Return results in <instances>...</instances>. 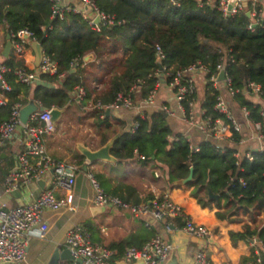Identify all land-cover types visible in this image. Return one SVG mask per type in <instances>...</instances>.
<instances>
[{"label":"trees","instance_id":"obj_1","mask_svg":"<svg viewBox=\"0 0 264 264\" xmlns=\"http://www.w3.org/2000/svg\"><path fill=\"white\" fill-rule=\"evenodd\" d=\"M205 1L180 0L178 5H173L169 0H94L100 11L116 20L115 25L101 26L97 32L79 14L66 13L63 19L52 18V0H0V25L10 35V41L18 30L27 29L33 33L35 41L41 43L43 52L56 63L54 74H39L40 80L53 87L35 83L25 85L16 81L13 73L18 68L27 69L24 59L14 50L10 52L3 65L9 68L4 76L11 91L6 93L7 102L0 107V122L8 119L15 103L26 104L30 98L44 108L63 109L70 103L69 93L76 87L85 91L80 106H85L91 98L94 103L109 106L119 94L132 99L135 88L145 98L160 83L155 72L162 74L169 83L168 72L192 65L207 69L201 109L205 115L216 117L213 105L219 89L209 77L216 71L223 54L231 87L238 90L232 101L249 111L248 119H259L261 105L247 97L249 93L245 88L250 81L261 84L260 98L264 100V17L250 31V17L246 13L225 18ZM100 36L116 37L123 48L122 55L107 54L98 44ZM157 47L163 58H159ZM89 53H93L95 59L84 63L83 58ZM104 79V90L92 97L95 93L93 83ZM191 99L195 100V94L182 101L186 113ZM102 110L96 112L97 117ZM134 122L137 123L134 130H123L118 135L111 154L119 160L142 156V164L160 162L167 168L169 182L185 178L192 167L193 179L186 183L192 187L191 195L200 206L215 207L218 219L242 222V217L246 216L252 225L244 222L241 231H230V240L236 244L238 240L255 237L261 244L259 254L264 264V217L259 218L261 213L264 216V151H251L252 159L248 160L244 155L235 157V147L223 144L224 151H221L216 141L208 139L199 142L197 150L193 151L185 135L180 133L172 137L167 118L160 111L144 118L137 116ZM105 124L110 126L106 121ZM240 138V132H233L230 140L236 144ZM106 141L103 136L101 144ZM77 156V164L81 167L83 156ZM2 161L7 163L8 158ZM9 170L0 167V178L4 180ZM209 192L218 198L211 199ZM156 233L155 229L151 230L153 236ZM125 246L120 243L117 247ZM253 255L251 249L249 256L241 257L240 264H246Z\"/></svg>","mask_w":264,"mask_h":264},{"label":"crops","instance_id":"obj_2","mask_svg":"<svg viewBox=\"0 0 264 264\" xmlns=\"http://www.w3.org/2000/svg\"><path fill=\"white\" fill-rule=\"evenodd\" d=\"M66 1L70 5L79 6V0ZM6 35L7 33L4 31L3 26L0 25V64H3L6 57L13 50L11 47L7 56L4 55V48L7 42ZM31 43L27 45L23 54L19 57L24 59L27 69L36 71L38 67L35 66V55ZM98 44L106 49L107 54L122 55L123 53V48L116 37L100 36L98 37ZM94 59L93 53H89L83 58L84 63L93 62ZM202 75L204 76L202 81L197 82V76ZM205 76L206 71L201 67L196 68L192 73L196 87L194 100L196 112L202 110L201 104L204 100L206 89ZM61 77L62 75H60ZM161 77L153 105L158 102L159 110L157 111L163 112L167 118L173 133L172 137L181 133L188 138L190 145L197 146L199 141H191L193 138L191 133H195L191 132V130L195 129V126L193 128L190 127L191 124L186 121L183 111L178 107L174 90L166 83L164 77ZM105 81L106 79L93 83L95 93L92 94V97L104 90ZM51 85L50 87L54 86L53 84ZM133 95L132 102L134 107L126 108L122 105L103 106L102 113L97 117L96 112L102 108L97 107V103H94L92 98L85 106H80L76 87L74 91L69 93L70 103L63 108L62 114H60L59 119L55 123V130L45 137L44 144L48 153L58 160L69 161L76 159L78 161L79 157L77 154L83 156L78 146L82 145L88 149L96 150L112 137L118 136L123 130H132L135 123L134 119L137 116L144 118L152 113L148 109L149 106L143 103L144 98L138 88L133 90ZM223 95L230 110L233 113L237 109L242 111L243 115L236 112L239 117L244 118L243 123H240V141L234 144L230 139H226L224 140L226 142L225 145L235 147L238 157L246 156L251 151H264V138L258 139L257 132L250 119L246 117L243 106L232 101V97L227 91ZM247 95L249 99L259 103L262 108L264 107V100L260 96ZM157 97L159 98L158 100ZM106 107L110 108V113L107 117L104 111ZM238 116H236L237 119H239ZM105 121L109 123V127H106ZM103 136L107 138V141L102 145L101 139ZM23 138V129L18 126L13 136L0 147V150L2 149L0 154L4 153L6 155L0 159V167L11 169L14 166L16 153L24 149L23 145L20 144ZM111 155L113 156V154ZM4 158H8L9 167L7 163H4L5 161H2ZM141 159L142 156L135 155L133 158L126 160H119L114 157V160L100 159L89 162L83 156L82 166H79L76 171L75 185L72 191L74 210L67 208L44 210L42 220L48 226L44 237H38L35 234L36 231L33 230L28 241L27 254L24 260L15 264H49L56 251L62 253L67 248L65 245L66 235L69 230L77 225H82L89 232L92 243L114 250L112 257L114 264H137V261L130 263L123 261L122 254L126 248L125 245H142L153 236L151 234L152 229H155L157 231L156 234L163 236L172 246L165 264L172 259L176 260V264H196L194 254L201 246L206 250L213 264H240L241 257L250 255L251 248L247 240H238L236 244H232L229 236L230 231H241L244 222L251 224L246 216L242 217V222L218 219L215 215V207H202L198 204L191 195L192 187L178 183L181 179L173 182L168 181L167 168L164 164L157 161L142 164ZM88 173L94 175L106 193L125 198L129 202L138 203L142 200H149L151 197L168 193L196 223L209 228L212 231V237L204 242L191 237L183 231L181 222L178 219L170 220L167 223L150 220L151 224L147 227L144 225L143 217H134L122 209L105 207L103 210H93L96 207L92 204L94 189L87 176ZM46 179L44 177L31 183L28 187L22 188L17 196L3 192V179L0 178V201L6 202L9 206L30 202L49 187ZM54 193L57 196L63 195V191L56 188ZM263 217V213H261L259 218ZM120 243H123L125 247L118 248L117 246ZM67 262L68 260L66 259L58 260V264H66Z\"/></svg>","mask_w":264,"mask_h":264},{"label":"built area","instance_id":"obj_3","mask_svg":"<svg viewBox=\"0 0 264 264\" xmlns=\"http://www.w3.org/2000/svg\"><path fill=\"white\" fill-rule=\"evenodd\" d=\"M169 1L173 5H178L180 0ZM52 2V18L63 19L66 13L79 14L97 32H100L101 26H113L116 23L113 16L97 8L94 0H79V6L70 5L66 0H52ZM205 3L215 7L225 18L249 12L250 24L248 25V30L250 31H253L254 26L264 17V9L258 5V3L264 4V0H206ZM246 4L249 6L247 9L245 7ZM96 18L98 22L95 21ZM33 41H35V38L31 31L20 29L13 35L11 47L16 55L21 56L27 45ZM157 49L159 58H163L159 47ZM229 57L230 61L233 62L232 56ZM220 60L221 62L216 66V71L210 74L209 81L217 89H219L218 82L225 83L227 92L232 97L238 90L231 87L226 69L224 79L222 81L216 80L218 72L225 66L224 54L220 57ZM200 67L207 72L206 67L200 65H192L168 72L167 75L171 78L168 85L174 90L178 107L183 111L186 121L189 124L196 125L206 136H212L216 141V147L224 151V145L220 142L230 139L233 132H241V124L233 116L227 101L220 91L215 96L213 105L214 111L218 114L216 117L205 115L204 110L196 112L193 99L189 102L188 113L185 112L182 105V101L186 97L193 96L196 93L192 73L196 68ZM8 70V67L0 64V107L7 102L6 93L11 91V86L4 76ZM55 72L56 63L43 52L38 70L28 71L25 68H18L13 73L16 81L30 85L34 83L37 76L39 77L40 73L54 74ZM155 75H159V79L162 78V74H158V72H155ZM159 84L157 83L156 88L151 90L147 97L144 98L143 103L145 105L154 104L156 89ZM245 89L246 92L254 97L260 96L263 92L261 84L252 81L247 83ZM84 95V89L77 87V97L82 99ZM35 103L40 107L42 106L39 102ZM24 105L15 103L11 108L8 119L0 122V147L13 136L18 126H21L24 132V138L20 143L24 149L16 153L14 166L4 177L3 192L11 194L13 191L26 188L31 183L44 177L47 178L49 187L30 202L9 206L6 202L0 201V264H15L24 260L27 254L28 241L33 230L36 231L35 234L38 237H44L48 228L47 223L42 220L44 210H57L60 208L74 210L72 191L75 185L76 171L79 167L77 160L55 159L45 147V137L55 130V124L51 120L52 108L36 110L29 116L27 123L22 124L20 121V110ZM115 105H122L126 108L134 107L130 96L121 94L110 106ZM97 107L103 109V106L99 103ZM243 108L246 117H248L249 111L244 106ZM258 115L259 119L250 121L257 132L258 139H262L264 138V107L259 109ZM136 127L137 123L135 122L132 130ZM191 149L196 151L197 146L191 145ZM234 156L238 157L236 152ZM245 157L248 160L252 159L250 154H246ZM87 176L94 189L92 198L94 206L122 209L134 217H143L144 225L147 227L151 224L150 220L167 223L170 220L178 219L181 222L183 231L191 237L200 239L203 242L212 237V231L205 225L196 223L168 193L133 203L117 195L106 193L92 173H88ZM240 182L244 184L242 180ZM55 188L62 190L63 195H55ZM247 242L250 248L253 249L254 257L247 261L246 264H263L259 254L261 244L255 237L247 240ZM65 245L73 256V259L68 260L66 264H114L112 261L114 250L92 243L89 232L82 225L74 226L68 231ZM171 248V244L163 236L155 235L139 247H126L123 251L122 259L128 263L141 260L142 264H165ZM194 260L196 264H213L203 246L196 250Z\"/></svg>","mask_w":264,"mask_h":264},{"label":"water","instance_id":"obj_4","mask_svg":"<svg viewBox=\"0 0 264 264\" xmlns=\"http://www.w3.org/2000/svg\"><path fill=\"white\" fill-rule=\"evenodd\" d=\"M246 14H247V16H249V12H247ZM95 21L98 22V19L96 18ZM6 38H7V42H6V45H5V48H4V55L5 56H7V54L11 50L10 35L7 34ZM31 45H32V49H33L34 55H35V66L39 67L40 64H41L42 53H43L42 45L38 41H33L31 43ZM157 65H158L159 69L162 70V64H161L160 61L157 62ZM71 71H74V68H72ZM224 77H225V66L223 68H221L220 71L218 72L216 80L217 81H222L224 79ZM34 83L36 85H45V86H48V87L52 86L49 83L41 81L38 76L35 79ZM41 108H44V107L43 106H41V107L38 106L35 103L34 99L29 100L28 103H26L20 110V121H21V123L22 124H26L27 121H28L29 116L33 112H35L36 110L41 109ZM104 111L106 113L105 116L107 117L109 115V113H110V108L106 107L104 109ZM62 112H63V109H59V108H56V107L51 109V120L53 121L54 124L59 119L60 114H62ZM117 137L118 136L112 137L107 143H105L103 146H101L100 148H98L96 150L88 149V148H86V147H84L82 145L78 146V149L80 150L81 154L89 162H93V161L100 160V159L101 160H114V157L111 155L110 151H111V148H112L115 140L117 139ZM4 156H6V155L4 153H1L0 154V159L2 157H4ZM192 179H193V168L190 167L188 175L185 178H183L180 181H178V183L186 184V183L190 182ZM12 194L18 196L20 194L19 189L13 191ZM209 197L211 199L218 198L217 195H213L211 192H209ZM104 208L105 207H97L96 206V207L93 208V210H103ZM59 259L71 260V259H73V256H72L70 250L67 249V248L64 251H62V253H59L58 251H56L53 254L49 264H58V260ZM137 264H142V261L138 260ZM167 264H176V260L172 259Z\"/></svg>","mask_w":264,"mask_h":264},{"label":"rangeland","instance_id":"obj_5","mask_svg":"<svg viewBox=\"0 0 264 264\" xmlns=\"http://www.w3.org/2000/svg\"><path fill=\"white\" fill-rule=\"evenodd\" d=\"M258 5L260 6V7H262L263 9H264V4L263 3H258ZM246 9L249 7L247 4H246ZM204 78V76L202 75V76H197V82H201L202 81V79ZM218 87H219V91H220V93L223 95L226 91H227V88H226V85H225V83H223V82H219L218 83ZM199 92H200V88H199ZM156 96H157V93H156V95H155V99H156ZM224 96V95H223ZM159 98L157 97V100H158ZM148 109L149 110H151V112H155V111H157V110H159V104H158V102H156L155 103V105H149V107H148ZM240 115H243V113H242V111H239L238 109L236 110ZM232 112V114H233V116L237 119V117L236 116H238V114H237V112ZM235 113H236V116H235ZM242 113V114H241ZM238 118L239 119H237V121L239 122V123H243L242 121H244V118L243 117H239L238 116ZM241 119V120H240ZM195 126V129H193V130H191V132L193 131V132H195V133H191L192 134V139H191V141L192 142H196V141H199V142H201V141H203V140H210V141H215L214 140V138L212 137V136H206L205 134H204V132H202L201 130H199V128L196 126V125H193L192 126V124L190 125V127L191 128H193ZM198 139V140H197ZM221 144H226V142H224V141H222V142H220Z\"/></svg>","mask_w":264,"mask_h":264}]
</instances>
